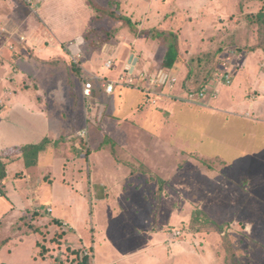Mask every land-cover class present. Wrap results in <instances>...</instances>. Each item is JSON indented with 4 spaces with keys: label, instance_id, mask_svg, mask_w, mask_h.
Here are the masks:
<instances>
[{
    "label": "rangeland",
    "instance_id": "374dc122",
    "mask_svg": "<svg viewBox=\"0 0 264 264\" xmlns=\"http://www.w3.org/2000/svg\"><path fill=\"white\" fill-rule=\"evenodd\" d=\"M45 1L37 0L38 8ZM95 1L100 5L108 2ZM113 1V8L138 29L153 27L178 37L179 57L165 73L179 80L174 98L177 90H198L207 83L219 95L224 93L228 87L218 85L213 74L228 54L235 55L236 65L239 54L251 50L257 32L250 16L264 10V0ZM24 2L19 1V17L31 14ZM63 2L72 5L70 10L55 8ZM84 2L89 7L86 0H48L42 9L44 14L48 10L46 20L39 12L33 13L29 22L34 29L26 30L20 20L19 29L28 31L35 45L55 35H69L63 42L70 46L68 50H74L73 46L88 49L100 62L112 57L115 65L108 74L113 77L124 63L135 66L136 53L142 57L136 70L164 71L166 42L143 31L134 35L108 17L97 19ZM10 18L5 19L7 41L2 50L7 62L2 64L6 71L2 75L8 78L6 85L12 93L5 94L7 88L0 86V110L12 109L0 116V157L5 167L8 164L9 190L21 186L23 197L19 198H28L33 205L23 218L12 223L3 220L0 238L30 233V221L45 216L37 215L35 207L45 212L51 206L53 212L46 213V221L34 223L39 226L36 234L26 235L21 244L32 248L36 237L37 244H44L56 256L54 264H66L69 246L85 248L91 237L96 264H225L233 261L228 249L236 262L264 264V123L234 117L225 110L228 107L223 106L226 102L221 96L211 97L205 107L165 93L160 97L176 103L175 109L148 106L145 116L116 93L109 99L105 94L83 98L80 88L87 77L69 63L61 67L31 61L34 48L26 46L21 53L22 33L15 30ZM257 50L262 56L263 50ZM21 56L28 61L16 60ZM24 63L18 81L13 72ZM48 74L53 85H48ZM250 89L257 94L256 85ZM11 100L19 104L16 110L9 105ZM96 101L99 116L92 108ZM41 111L65 120L61 125L51 123L58 132L64 126L63 134L58 135L62 139L41 152L37 165L25 169L20 155L16 158V150L8 145L53 135L48 122L37 116ZM112 113L119 122L109 117ZM73 115L77 128L91 115L88 136L77 137L75 128L67 133L65 126ZM7 199L0 195V218L10 205ZM55 217L72 226H63L65 233H61ZM192 229L211 234L192 237L188 232ZM171 234L175 237L169 239ZM194 245L197 250H192Z\"/></svg>",
    "mask_w": 264,
    "mask_h": 264
},
{
    "label": "crops",
    "instance_id": "0c3cea01",
    "mask_svg": "<svg viewBox=\"0 0 264 264\" xmlns=\"http://www.w3.org/2000/svg\"><path fill=\"white\" fill-rule=\"evenodd\" d=\"M19 1L20 0H0V39H1V41H0V86L2 85L3 87L7 88L5 94L11 92V90L9 91V88L6 85V84H8V86H9V83H6L8 78L6 76L2 75L3 72H6V71H3L4 68H3L2 64H3V62H5V64L7 62L6 58H5L6 54L2 50L3 43L7 41L6 37H4L5 36L4 33L6 32L5 29L7 27L6 26L7 22L5 21L6 17H8V18L11 17L10 19L13 20V22H14L13 24L14 25L16 24L15 30L19 29L20 23H18V21L20 20V21H22V23H25L26 26L24 28L26 30L31 31L34 29V24L31 25V22H29V21H31V18H30L31 14L39 12L42 19L46 20L45 18L47 16V12H48V10L45 14H44V11L42 12V9L44 8V6L47 5L48 0H46L45 2L42 3V5L40 6L41 8L40 7L38 8V5L36 3L37 0H29V1L24 0L25 2L23 4L24 5L27 4L26 6L29 8V10H30L29 12L31 14H29L28 16H23V17L20 16L19 17L18 15H21L20 10L18 8ZM69 6H72V5L67 4L66 6H64V2H63V4L61 6L58 4V8L57 7H55V8L61 10L62 8H60V7H64V8L66 7V10H68ZM85 6H86V4L84 2V7ZM87 8H89V7H87ZM52 9H54V8H52ZM90 10H91V8H90ZM13 17L15 18V20ZM19 30L22 33L20 36L21 37L20 40H21V46L23 47V48H19V50L21 51V53H24L25 52L24 48L26 46H29L31 49L34 48L32 51L33 53L31 54V55H33L31 61H33L35 63H41V64L43 63V65H46V63L49 61V63H51L53 66L57 65V66L64 67L67 65V63H69L71 66H73V65H75V63H73L72 58L76 59L77 54H80L81 59H78V63L81 64L80 65V67H81L80 72L83 73L82 75H84V77H87L86 80H88V81L91 80L93 83L92 95L89 96V98L98 96L100 94L101 95L105 94L106 96H108V99H109L112 97L113 94L116 93L120 96H125L123 98V100H125V101L129 100V104L135 105V109H137L136 112H138V114H141L144 116L150 111L148 109V106H151V107L156 106V105L164 106L166 109H169L167 111H170V109L171 110L175 109L174 104H176V103L171 104L170 101L166 102V99H167L166 97H159V98L150 97V96H147L144 92H142L140 90H137V89L132 88V87L119 86L115 83L117 81L118 77L121 74H123L126 69L133 70L134 72L140 71V70H136V67H135L136 64L138 63V61L142 60V57L140 55H138L139 53H136L137 56H135V58L133 60L135 63L134 67H130L129 65H127V63H124L122 65L120 71L118 72L117 76L113 77V76H110V74H108V72L112 73L114 65H115L114 59L112 57H109L107 59L106 58L102 59L100 62L98 57L93 55L94 52L89 51L88 49L87 50L82 49L83 50L82 51V50H79L77 48V46H73L74 50L73 49H72V51H71V49L68 50L66 47H68L69 45L66 46L67 43L63 44V42L66 41L68 37H70L69 35H60V36L55 35L54 37H51L48 40L43 39L42 43L36 42V45H35V43L32 42V40L34 38L31 35H28V33H27L28 31H26L24 29H19ZM134 47L138 51V49H137L138 47H136L135 45H134ZM30 48H28V49H30ZM31 49L29 50V53L31 52ZM99 50L101 52V49H99ZM142 55L144 56L143 53H142ZM254 55H255V57H254ZM34 57H35V59H34ZM239 57H240L239 61L236 62V68L233 72L234 80L231 81V83H229V84H219L221 86H227L228 89L225 90L224 93H222L221 95H219L217 93V96H221V98L224 97L223 99L225 100L226 104L223 106L224 107L227 106L228 108L225 110L231 112V114H233L234 117L240 118L242 120L253 121L255 123H257V122L264 123V54L262 52V56H261L260 51L255 49V50L244 51V53L239 54ZM19 59H22L24 61H28V59L24 58L23 56H21V58H19V57L16 58V60H19ZM252 60H254L253 63L251 62ZM108 61L112 62V66L110 68H106V66H105V64ZM25 65H27V64L24 63V65H22V66L18 64V67L20 68V70L18 68L17 70H19V71H17L15 69L13 72V75L17 77L16 79L18 81L20 80V77H22L21 76L22 73L20 72V71H22L21 68L23 69ZM30 66H32V65H29V67ZM33 66H34L35 70H38L35 64H33ZM143 69H146V68H143ZM55 71H56V67H55ZM48 76H49V78L47 79V81L49 83L48 85H53L55 81L53 80L52 76H50L49 74H48ZM105 80L106 81H112L115 84L114 90L111 94H107L104 91V87H103L102 82ZM232 82H233V84H232ZM254 85H256L257 94L254 93L255 91L254 92L252 91L253 88L250 89ZM82 89H83V83H82L81 88H80V95L83 98H88L82 94V92H83ZM176 89H178V88H176ZM250 91H252V94ZM247 92L251 97H249V96L245 97ZM177 93H179V94H177ZM177 93H176L177 94L176 96H181V97L183 96V94H185V92H180V90H177ZM1 96L2 95H0V99H2ZM210 98L206 99L203 103H194V104H200L202 106L208 107L209 104H206V101L209 102V100H212ZM217 99H218V97H217ZM177 100H179V99H177ZM102 101H104V100H102ZM182 101H184V100H182ZM12 102H13V100L10 101L9 105L13 104L15 106V108H13V109L16 110V108L19 104L17 105V103H15V102L12 103ZM94 105L95 106L98 105L97 101H96V103L93 104L92 108H94L95 113H99V114H97L99 116L100 111L97 110L94 107ZM71 106L72 107L74 106V102H72ZM10 109H12V108H9L7 110H0V116L2 115L3 112H7ZM220 111H222V110H220ZM39 112L37 113V116L39 117L40 120L43 119V121H44L43 123H45V121L48 122V126L51 129L50 134L53 131L54 132L53 135L45 134V135H43V137L38 139V141H35V142H27V143H23V144L15 143L13 145H8V146L14 147V146H21V145H25V144H29V143H37L46 137L50 140V143L45 147V149H46L50 145L53 146V144L54 145H55V143L57 144L58 143L57 140L62 139V138H59L58 135L60 133L63 134L62 129L64 126L61 127V129L58 132V130L54 126H52L51 123L56 121L57 124L61 125L65 120L62 119L61 116H51V114H49L50 113L49 111L48 112L41 111V113H39ZM111 116H113V113L109 117H111ZM55 117H56V119H55ZM122 118L126 119L127 117L123 116ZM135 118H137V117H135ZM76 119H77V117L74 119V115H73V117L69 119L70 122H67V126H65V128L66 127L68 128L67 133L72 132L73 129L75 128V130L78 129L76 134H75L77 137L84 138V137L88 136L90 129H88L87 124L90 123L91 115H89V117H87V118L86 117L84 118V122L81 124V128L79 127L80 129L75 127ZM112 119L116 122H119V120H117L115 118H112ZM69 124H70V126H69ZM59 125L57 126L58 129H59ZM82 131H85L84 135H80V132H82ZM56 133H57V135H56ZM54 141H56V142H54ZM87 145H89V144H87ZM2 149H0V151ZM45 149L43 151H45ZM43 151H41V152H43ZM41 152L38 154V158H37L36 163L33 165H30V166H25L23 158H22V156H20V161L22 163V167L25 169H31L35 165H37V163L39 162V155L41 154ZM7 165L8 164H6V167H5L6 179L8 177L7 174L9 173ZM103 167H104V165L102 166V169H103ZM103 174L105 175V173H103ZM6 179L4 181V184L6 186L4 185V187H2V191L8 197L7 200H9L10 205L7 206V210L3 213V215L0 218V225L4 224L3 220L8 219V220H10V222H11V220L13 222L14 220H16V218L18 219V218L24 216L26 213L27 207H29L30 205H33V201L29 200L28 198H19V197H23L21 194V189H22L21 186H18L16 190L10 191L9 190V182H6ZM14 182H15V180H14ZM19 182H20V180H19ZM5 195H1V196L5 197ZM35 206H37V205H35ZM36 208L37 207H35V209ZM46 208H51V211L47 212ZM46 208H45V212H44V210H42V212L37 213V215L45 214V216L35 217V219L32 220L33 224L36 223V220L39 221V220L43 219L44 221H46L45 220V218H47L46 213L53 212V208L51 206H47ZM55 219H56V221H54L55 223L56 222L61 223L62 225H64V223H65L66 225H68L67 222H65L64 220H61L59 217H55ZM10 222L7 223V227H10V224L12 223V222L11 223ZM50 226L51 225H49V227ZM68 226L70 228L72 225L69 224ZM65 227H67V226H65ZM2 229L3 228L1 226L0 231ZM74 229L76 231V228H74ZM17 230L19 233L20 232L19 229H17ZM8 231H9V233H11V230H8ZM35 232H30V233H24L23 232L22 235H21V233H19V234H14L11 237H8L9 235L1 237L2 239L7 237V239L0 246V264H54L55 260H56V256H54V255L51 256L49 254V252L50 253H52V252L47 250V246H44L42 248L41 244H37L38 242H36V237L33 238L32 243L34 245L32 248L26 249V247L21 244V241H22L21 239L25 238L26 235L36 234ZM188 232H191V233H189L190 236H192V237L196 236V238L198 237V235L211 234V233H202L201 231H198L200 233H196V231L195 232L188 231ZM13 233H15V231ZM193 233H196V234H193ZM79 235H80L79 237L81 238V233H79ZM73 236H75V235H73ZM66 237H69V236H66ZM172 237H175V236H172V234L168 235L169 239H171ZM70 239L73 241V238L70 237ZM91 239L93 240L92 237H91ZM91 239H90V243L85 244V247L89 246L92 249L91 243H93V242L91 241ZM169 239H168V241H169ZM72 241L70 243H72ZM50 243H52V242L50 241ZM44 248L46 250H43ZM81 249H83V248H81ZM192 250H197L196 245H194L192 247ZM4 251L6 252V256H2V252H4ZM92 253H93V251H92ZM91 261H92V264H96L95 263L96 259H94V254H92ZM67 264H70V263L67 262Z\"/></svg>",
    "mask_w": 264,
    "mask_h": 264
},
{
    "label": "trees",
    "instance_id": "16d2710c",
    "mask_svg": "<svg viewBox=\"0 0 264 264\" xmlns=\"http://www.w3.org/2000/svg\"><path fill=\"white\" fill-rule=\"evenodd\" d=\"M86 3L91 8L92 13L94 14V16L97 19H100L102 17H108L110 20H112L114 22H121V24L124 25L126 27V29H128L134 35H138V33L143 31V32H146L147 35L150 36V38H152V39H157V40L161 41L163 44L166 42L165 43L166 44V51L164 54V59L162 60V66H163L162 69L164 71H162V72L166 73L167 71H170L173 68L174 63L176 62V60L179 57L178 53H177L178 37L176 36L175 33L174 34L173 33H166L165 34V32H162L163 30H158V29L153 28V27L150 29H147V30L138 29L137 25L134 22H132L129 17L122 15V14H119L113 8V3H114L113 0H108V2L105 5H100L95 0H86ZM250 17L256 26L257 41L255 44L249 46V49L255 50L257 48H260L264 52V10H259L255 14H252ZM165 36H167V38H165ZM72 67L74 68L75 71H78V70H79V72L81 71V67L79 65L75 64ZM166 69H168V70H166ZM178 84H179V81H178L177 85ZM178 87H179V85H178ZM213 88L215 89V86H213ZM54 142H56V141H54ZM49 143H50V140L45 137L37 143H29V144H25V145H21V146H14L13 149L16 150L14 154H16L15 155L16 157H18L19 155L22 156L25 166H30V165H33L36 163L37 158H38V154L41 151H43ZM5 179H6L5 164L3 161V157L1 156L0 157V195H5L4 192L2 191V187H4V185H5L4 184ZM35 212L38 213L37 211H35ZM33 214H35V213H33ZM23 217L24 216H22L21 218H23ZM28 225H30V228L33 229L31 232H35L37 230V228L39 227V226L32 224L31 221ZM63 226L64 225L59 224V227H61V229H62L61 233H65ZM191 231L197 232L199 230L192 229ZM6 239H7V237L4 239H0V246L5 242ZM224 240H225V244H226V242H228V240L226 238ZM44 246H45L44 244H41L42 248ZM69 249H70V251L68 253V257L66 258L67 262H69L70 264H85L87 257L83 256L81 248L76 249L74 247L72 248L69 246ZM43 250H46V249L44 248ZM227 251L229 252L231 257L233 258V261H231V263L227 262L225 264H241L240 262L234 261V254L230 249H228ZM61 262H63V260Z\"/></svg>",
    "mask_w": 264,
    "mask_h": 264
},
{
    "label": "built area",
    "instance_id": "2783aa9c",
    "mask_svg": "<svg viewBox=\"0 0 264 264\" xmlns=\"http://www.w3.org/2000/svg\"><path fill=\"white\" fill-rule=\"evenodd\" d=\"M29 1V0H27ZM230 55V56H229ZM235 55L233 53L228 54L224 57L223 61L221 62L222 65L215 70L214 81L219 84H229L231 83L233 77V70L235 69L236 65L234 64ZM73 63L77 65H81L78 63V59H81V55L77 54V58H72ZM106 68H110L112 66V62L108 61L105 64ZM169 74L163 73L159 70L157 73H152L148 69H142L140 71L134 72L133 70L126 69L123 74H121L117 81L115 82L119 86H126L132 87L137 90L144 92L147 96L150 97H157L159 98L161 95L166 93V96L172 99H179L184 100L185 102L189 103H202L206 98H216L217 92L213 88L211 83H207L204 85L203 88L195 90L190 89L183 96H176L174 98V90L178 87L177 83L178 80L175 76H168ZM104 91L107 94H111L114 90V82L112 81H103ZM83 92L82 94L85 97H89L92 95L93 91V83L91 80H86L83 83ZM85 131L80 132V135H84ZM39 212L38 208L35 209ZM47 212L51 211V208H46ZM64 225H66L64 223ZM83 256L87 257L85 264H92L91 257H92V249L91 247H85L82 249Z\"/></svg>",
    "mask_w": 264,
    "mask_h": 264
}]
</instances>
